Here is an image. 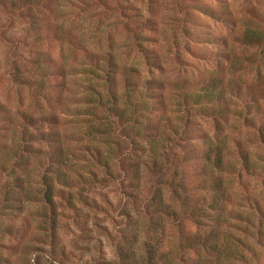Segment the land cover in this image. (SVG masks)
Returning <instances> with one entry per match:
<instances>
[{
    "label": "trees",
    "instance_id": "16d2710c",
    "mask_svg": "<svg viewBox=\"0 0 264 264\" xmlns=\"http://www.w3.org/2000/svg\"><path fill=\"white\" fill-rule=\"evenodd\" d=\"M18 1L24 5L26 3L25 0ZM27 1L29 4L46 5L51 0ZM66 1L69 4L74 2ZM88 1L83 0L91 6L92 2ZM123 1H128L130 7L123 3H115V7L122 5L123 10H139V6L130 0ZM66 3L67 9H70ZM102 5L103 11L111 14L109 7L113 9V6L108 5V2ZM67 14L64 10L63 17ZM132 15L137 14L134 12ZM115 21L116 18L113 21L106 19L102 30L93 31V37L97 38L99 44L97 51L82 47L84 54L77 65L80 82H75L82 91L73 92L72 101L69 102L70 95L64 93L65 88H69L65 83V69H62L58 82L62 88L53 96L54 93L47 86L50 73L47 68H40L37 78L31 82L33 95L37 97L35 101L38 105H42L41 99H44L49 108L39 114L24 110L19 113L21 122L18 132L15 131V138L10 143L0 142V169L14 173L13 169L18 164L26 168L29 155L40 151L37 166L40 175L35 181L32 198L47 209L51 230L54 229L62 204L69 208L76 207L81 201L95 205L96 199L90 193L91 186L108 183V179L122 184L123 178H126L127 188L123 194L131 204V209H123L121 228L117 229L122 234L120 238L128 241L123 240V245L122 242L118 243V260L115 264H167L168 254L161 250L166 221L176 222L179 232L185 234L187 242L183 247L194 249L200 254L194 264H257L260 252L249 240L253 239L256 244L264 246V207L257 196H252L245 211L227 208L230 193L224 175L236 173L241 176L242 171H245L252 177H262L261 183L264 185V156L257 154L254 161L251 150L242 141L229 143L228 136L222 134L223 127L219 125V120L230 115L236 116L245 127L255 129L259 145L264 146V92L242 78L247 66L264 64V46L259 45V53L262 54L260 59L244 65L236 63L227 50L219 52L215 56L217 64L211 75L169 80L151 77L138 83L133 78L138 73V67L135 64L121 66L117 43L110 40V33L105 35ZM153 23L152 19L138 18L134 28H130V43L125 44L137 48L149 70H160L162 63L146 45L154 39V36L145 32L155 29ZM180 28L188 34L186 27ZM104 35L108 49L100 51L101 37ZM42 62L40 60L39 64ZM118 81L122 84L121 91ZM69 90L72 91L71 88ZM165 90L170 103L174 105L171 110L174 116H167L169 109ZM72 103L76 105L75 108L70 105ZM66 104L70 105L69 111L88 119L86 129L77 138H87L83 154H76L63 143L70 138V134L59 130L61 115L53 108H65ZM7 112L6 104L0 100V115ZM153 113H156L154 117ZM196 116L211 117L217 129L214 138L208 137L206 130H199L203 141L201 148L195 144L196 138L188 130V125L195 123L192 121ZM103 120L112 132L118 127L121 136L128 140L127 147L122 148L118 140L114 143L108 141L112 133L104 132ZM45 124L48 125L47 129L41 128ZM29 127L33 129L29 130ZM102 129L104 135L110 136L102 140L99 138L96 144L92 143L95 137L103 134ZM36 142L45 143L47 149L34 148ZM101 143L104 145L101 146ZM175 145L182 146L183 152L178 153ZM230 147L239 162L227 160ZM196 161L199 162L194 173L197 180L188 190L185 183L187 176L179 164ZM114 165L119 168L115 174L111 169ZM99 167L103 169V174L99 173ZM24 181L21 174H15L11 182L8 180L5 183V187L12 194L15 189L24 187ZM146 186L148 194L142 198L140 193ZM166 192H169V198ZM143 215L147 217L145 222L139 218ZM184 218L197 225L193 235L184 232ZM123 228L128 231L129 237L123 234ZM234 229L241 231V235ZM143 230L146 239L139 242V233ZM136 245H141L140 257H136Z\"/></svg>",
    "mask_w": 264,
    "mask_h": 264
},
{
    "label": "rangeland",
    "instance_id": "374dc122",
    "mask_svg": "<svg viewBox=\"0 0 264 264\" xmlns=\"http://www.w3.org/2000/svg\"><path fill=\"white\" fill-rule=\"evenodd\" d=\"M89 1L92 2L91 6L83 0H74L71 4L66 0H51L46 5L29 4L27 0L24 1L25 5L18 0H0V100L8 109L7 114L0 115V142L13 141L21 122L20 112L24 110L39 114L49 108L44 99H41L42 105H38L35 101L37 97L33 95L31 82L37 78L40 68H47L50 73L47 86L49 91L54 93L53 96L62 88L58 83L62 69L67 73L65 83L72 89L71 91L65 88L64 91L66 95H70L69 102L73 100V92L82 91L75 85V82H80L77 65L84 54L82 47L93 48L95 51L99 49L93 31L102 30L106 19L113 21L116 18L105 35L110 33V40L117 43L116 50L121 66L135 64L138 67V73L133 77L138 83L151 77L179 79L211 75L217 64L215 56L225 50L234 57L236 63L241 62L243 65L260 59L262 55L259 53V45L264 46V0H130L132 4L139 6V10H132L133 13L136 12V16L132 15V11L121 8L122 5L130 7L128 1ZM66 2L70 9H67ZM94 2L96 3L93 4ZM104 2L113 6V9L109 7V15L103 11ZM115 3L123 4L116 8ZM64 10L68 13L65 17ZM145 17L154 20L155 29L145 31L154 36V39L146 45L162 63L160 70H149L144 56L137 48L125 44L130 43L128 37L132 35L131 30L138 18ZM180 27H186L188 34L183 33ZM105 35L101 37L100 51L108 49ZM175 40L179 42L175 43ZM40 60L43 61L41 64ZM244 72L242 78L264 92V64L249 65ZM121 86V81H118L120 91ZM167 91H164L166 98ZM170 101L168 98L169 110L166 113L167 116H174L171 111L174 105ZM262 102L264 106V98ZM70 105L73 108L76 106L73 103ZM70 105L66 104L65 108L61 109L55 106L53 109L61 115L59 130L70 134V138L63 142L66 148L76 154H83L87 138L83 135L80 140L77 138L81 137V133L86 129L88 119L69 111ZM195 118L192 121L195 123L189 124L188 130L193 138H196L195 144L201 148L203 141L199 130H206V135L214 138L217 129L211 117ZM101 122L105 128L104 132L112 133L108 141L114 143L118 140L122 148L128 146V140L121 136L118 127L112 132L106 126L105 120ZM115 125L118 123L115 122ZM219 125L223 127L222 134L228 136L229 143L242 141L251 150L254 161L257 154L264 156V146L259 145L254 128L245 127L234 115L220 119ZM47 127V124L41 125L43 129ZM107 136L110 135L103 133L91 142L96 144L99 138L107 139ZM103 145L104 143H101V146ZM33 146L41 150L47 149V145L41 142H36ZM175 149L178 153L184 150L180 145H175ZM227 153L228 161L239 162L231 147ZM39 155L40 151L31 153L29 165L24 168L18 164L13 169L14 173L0 169V264H115L118 260V243L128 241L120 238L122 234L117 229L121 228L119 226L122 223V212L126 208L131 209V204L123 194L127 188V179L123 178L122 184L108 179V183L91 186L90 193L96 199L95 205L81 201L76 207L69 208L62 204L52 231L47 209L32 198L35 193V181L40 175L37 168ZM197 166L198 161L179 164L187 176L185 183L188 190L197 180L194 174ZM100 169L99 167V173L103 174V169ZM111 169L114 174L119 172L118 166L114 165ZM15 174L24 177V187L15 189L10 194L5 183L8 180L11 182ZM224 177L228 181L227 188L230 193L227 208L245 211L249 206V197L252 196H257L264 207L262 177H252L245 171H242L241 176L233 173L232 176L225 174ZM140 194L142 198L146 196L148 187L146 186ZM166 197L169 198V192H166ZM179 203L178 201V206ZM139 218L145 222L147 217L143 215ZM182 223L184 232L191 235L196 233L197 225L190 219L184 218ZM165 224L166 233L161 250L168 254L167 264H194L200 254L194 249L183 247L187 239L185 234L179 232L176 222L166 221ZM234 230L241 235V231ZM123 234L129 237L127 230H124ZM145 239L146 233L143 230L139 233L138 240L141 242ZM249 241L260 252L257 264H264V246L256 244L253 239ZM136 246V257H140L141 245Z\"/></svg>",
    "mask_w": 264,
    "mask_h": 264
}]
</instances>
